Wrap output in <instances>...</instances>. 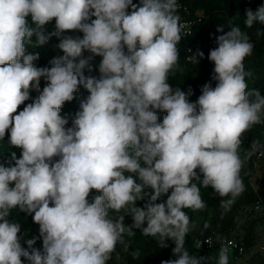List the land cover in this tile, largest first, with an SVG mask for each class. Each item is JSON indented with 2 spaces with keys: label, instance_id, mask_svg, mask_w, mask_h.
<instances>
[{
  "label": "clouds",
  "instance_id": "obj_1",
  "mask_svg": "<svg viewBox=\"0 0 264 264\" xmlns=\"http://www.w3.org/2000/svg\"><path fill=\"white\" fill-rule=\"evenodd\" d=\"M179 9L178 0H0V141L21 149L0 163V264H108L118 245L130 250L135 230L161 247L173 241L176 258L161 264H229L220 236L218 257L190 254L185 210L206 208L202 187L230 197L221 199L225 211L246 190L241 172L264 147L253 141L241 155L244 134L264 124V95L249 90L244 64L255 44L238 26L217 36L207 56L217 83L190 102V86L169 83L183 71ZM245 15L248 29L264 25V5ZM53 37L62 55L37 67L40 54L28 49ZM97 56L99 76L85 75ZM204 56L197 50L189 59ZM81 86L89 95L80 110L61 115ZM13 210L31 216L39 236L22 233Z\"/></svg>",
  "mask_w": 264,
  "mask_h": 264
},
{
  "label": "trees",
  "instance_id": "obj_2",
  "mask_svg": "<svg viewBox=\"0 0 264 264\" xmlns=\"http://www.w3.org/2000/svg\"><path fill=\"white\" fill-rule=\"evenodd\" d=\"M133 2L138 3V0H133ZM178 2L183 6H187L189 10L188 18L195 19L197 23L193 27L192 33L183 37L178 45L180 49L179 63L183 71H177L174 76H170L169 83L174 88L180 87L184 91H187L190 86L193 90V95L189 97L190 102H195L198 99L204 84L209 83L214 88L217 83L212 79L214 75V64L207 59L208 53L211 49L217 47V36L227 33L233 26H238L242 31H248L255 44L253 54L244 61L246 71L253 73L251 77L246 78L249 90L256 88L264 95V36H256V28L264 29V25L254 23L253 28L248 29L244 23L246 19L245 9L250 8L255 12L259 6L264 5V0H178ZM28 19L31 25L30 17ZM54 23L55 21L53 20L52 24L48 25V28L51 29ZM219 26H223V32H217ZM65 35H79L82 37L83 34L80 32H66ZM198 41L207 43V46L201 50L205 54L204 58L198 64H194L191 60H188L190 54L189 48ZM58 43L59 40L53 37L45 46L28 49L30 52H39L40 58L34 62L37 67L49 66L48 62L50 59L54 56L62 55V52L56 47ZM87 55L89 53H85V56ZM101 59L99 56L95 57L91 62L94 70L91 73L85 70V75L99 76L98 65ZM43 86L44 81L41 80V88ZM31 95L35 98L38 94L32 92ZM88 95L87 90L81 86L79 91L75 93V99L65 103L61 115H68L70 118L74 116L80 110L81 101L86 99ZM31 102L29 100L25 103ZM22 109L23 105L18 111ZM158 115L159 121L162 122L163 116L166 113L160 112ZM69 126H71V120ZM7 140L8 137L6 136L3 141H0V163L6 166L11 160V152H15L17 158L20 157L21 153V149L11 147ZM253 141H259L261 145H264V124L255 125L250 131L244 134V143L241 152L242 157L244 151L251 150ZM262 152H264V147L260 148L257 153L253 154L246 161L241 172L246 190L236 198L230 210L225 211L221 207V199H228L230 197L220 198L211 186L201 188V196L206 203L204 210L195 213L191 210H185L192 221L190 225L191 231L185 238V246L190 251V254L201 256L213 255L218 257L220 246L215 245L212 251H208L206 247L207 237H212L216 242H218L216 239L217 236L222 238L233 237L244 245L245 253L254 243L256 244L259 241L256 229L259 225L264 224V155L260 154ZM257 177V180L260 177V186L256 185ZM95 194L97 193L93 192V195ZM166 198L164 196L161 199L166 200ZM89 200L91 201V197H89ZM144 203L145 201H138L137 206L142 207ZM242 214H246L248 217L247 222L249 219L251 221L248 226H243L246 229V231H243L245 233L244 236L235 233L237 232L236 228L239 223L238 219L243 216ZM254 214L256 215L254 216ZM252 215L254 216L253 218L251 217ZM10 219L21 223V232H27L29 238L39 236V226L32 221L31 216L18 210H13ZM125 223L131 224L132 218L126 216ZM135 231L136 236L131 238L130 250L125 252L123 247L118 245L116 252L113 253L112 259L108 264H161L163 260L176 258L172 254V249L175 246L172 240H166L168 247H161L156 239L142 236L139 230ZM28 237H25V239ZM125 239L129 238L125 237ZM197 241H200L202 244L200 249L195 248ZM24 246L26 247V245ZM34 247L42 249V240L37 239ZM135 250L140 251V256L136 259L131 255V252ZM117 255L119 258H117ZM237 260L234 256L229 255V264H235ZM247 263L264 264V253L258 252L252 254L247 259ZM23 264H28V262L23 261ZM212 264H216V261L213 260Z\"/></svg>",
  "mask_w": 264,
  "mask_h": 264
},
{
  "label": "built area",
  "instance_id": "obj_3",
  "mask_svg": "<svg viewBox=\"0 0 264 264\" xmlns=\"http://www.w3.org/2000/svg\"><path fill=\"white\" fill-rule=\"evenodd\" d=\"M179 3V2H178ZM180 4V9H179V15L181 16L182 22L184 23V36H188L189 34L192 33L193 27L196 25L197 21L195 19L188 18L189 15V10L187 6H183ZM205 46H207V43H203L202 41L196 42L193 46L189 48L190 54L188 56V60L194 53H196L197 50H202ZM261 154V153H260ZM259 204V203H258ZM225 243L230 244V256H234L235 259H239L242 255L245 253V247L239 240L230 237V238H223ZM215 245L220 246V241L216 242L213 240L212 237H207L206 238V247L208 251H212L215 247Z\"/></svg>",
  "mask_w": 264,
  "mask_h": 264
},
{
  "label": "rangeland",
  "instance_id": "obj_4",
  "mask_svg": "<svg viewBox=\"0 0 264 264\" xmlns=\"http://www.w3.org/2000/svg\"><path fill=\"white\" fill-rule=\"evenodd\" d=\"M257 179H258V177L256 178V182H257L256 185L257 186H260V182H261L260 181V177H259V180H257ZM255 215L256 214H254V216ZM254 216L252 215L251 217L253 218ZM247 220H248V217L246 216V214H244L243 216L239 217V219H238L239 223H238L237 228H236L237 229L236 230L237 232H235V233L241 234V236H244L245 235V233L243 231H246V229L244 227L248 226V224L251 223L250 219H249L248 222H247ZM263 229H264V224H261V225H259L257 227L256 234L258 235L257 238H259V241L256 244L254 243V245L249 250H247V252L244 253V255H242L241 257H239V259L237 260V262L235 264H248L247 263V259L252 254L258 253V252L264 253V232H263L264 230Z\"/></svg>",
  "mask_w": 264,
  "mask_h": 264
}]
</instances>
